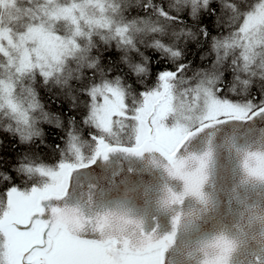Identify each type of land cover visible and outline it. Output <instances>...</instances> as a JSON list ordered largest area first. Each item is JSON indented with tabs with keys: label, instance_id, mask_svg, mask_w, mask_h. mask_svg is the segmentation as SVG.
<instances>
[{
	"label": "snow or ice",
	"instance_id": "1",
	"mask_svg": "<svg viewBox=\"0 0 264 264\" xmlns=\"http://www.w3.org/2000/svg\"><path fill=\"white\" fill-rule=\"evenodd\" d=\"M38 88L59 107L42 103ZM262 123L264 0H0V131L28 145L11 171L0 157V264H244L238 238L224 231L179 247L175 237L212 203L204 190L211 140L202 151L189 142L222 125L239 169L238 235L246 222L264 224V195L250 194L264 187ZM46 132L61 141L46 146L53 163L36 147ZM133 158L163 171L165 234L145 228L127 195L101 186L115 179L117 162L133 171ZM23 198L30 203L21 210ZM186 198L198 207L185 211ZM64 245L114 251L110 260L68 259Z\"/></svg>",
	"mask_w": 264,
	"mask_h": 264
},
{
	"label": "water",
	"instance_id": "2",
	"mask_svg": "<svg viewBox=\"0 0 264 264\" xmlns=\"http://www.w3.org/2000/svg\"><path fill=\"white\" fill-rule=\"evenodd\" d=\"M226 127L222 125L215 130L200 133L189 142V150L202 151L209 139L211 140L214 155L210 166V179L204 190L212 196V203L188 230L183 227L178 230L175 246L179 247L185 241H194L201 236L224 231L230 237L238 238L237 252L243 253L244 264H256L257 256L261 258V264H264V224L259 219L246 222L247 231L238 235L237 224L244 210L232 198V189L238 180L239 169L235 153L226 144L228 135ZM258 127H264V123ZM127 163L129 162L119 165L117 162L118 167L112 170L117 173L115 179H112L109 174L104 178L108 181L107 185L105 186L102 179L101 186L106 187V191L113 198L127 195L133 214L142 219L146 229L159 225L161 234L171 231V214L160 210L157 204L159 195L157 189L163 183L164 176L162 169L150 166L148 162L140 158H133L131 161L133 171L126 172L124 168ZM103 166L104 162L99 161L97 165H93V168L99 169ZM108 168H111V165ZM170 184L176 191L181 190L182 185L179 181H171ZM84 191L87 192V185ZM250 194L259 201L264 195V187L254 185L251 187ZM196 207L198 205L191 198H186L183 205L185 211ZM84 210L88 211L87 208ZM65 222L73 223L71 218H66ZM172 251L170 249L166 253V260L170 258ZM192 260L193 264H197L196 257H192Z\"/></svg>",
	"mask_w": 264,
	"mask_h": 264
},
{
	"label": "trees",
	"instance_id": "3",
	"mask_svg": "<svg viewBox=\"0 0 264 264\" xmlns=\"http://www.w3.org/2000/svg\"><path fill=\"white\" fill-rule=\"evenodd\" d=\"M213 27L215 28V23L213 24ZM217 32L220 31L219 29L216 30ZM215 34V33H214ZM109 51H116L114 47H111L108 49ZM196 49L193 50L195 53ZM189 60H192L195 62L196 66L205 65L207 66L208 61L207 60H201L198 55H191L188 57ZM111 60V58H109ZM157 64H159V61H157ZM165 67H168V65H165ZM38 94L41 95V101L45 104H52L56 103L59 107V103L57 99L55 98L53 92H49L47 89L43 93H40V89H37ZM0 141H2V145H0V157H2L4 160L8 162V170L11 171V165L17 160L18 156L20 154L26 153L28 151V145L21 144L16 137L12 136L8 132L0 131ZM61 142L60 137L56 133H51L50 137L48 136L46 132L45 136V144H39L37 142V151H39L40 148H46L47 145H51L52 142ZM46 155L45 162L46 163H53L55 162V155H53L50 151V149L46 148V153H41V157L44 158ZM3 161H0L2 163ZM22 180V177L17 176L14 180L15 183L20 184ZM3 188L0 186V191H2ZM29 200L27 198H23L21 200V210L28 205ZM108 250L106 253L107 256H103L101 259H112V256H110L111 253H113V249H106ZM110 256V257H108Z\"/></svg>",
	"mask_w": 264,
	"mask_h": 264
},
{
	"label": "rangeland",
	"instance_id": "4",
	"mask_svg": "<svg viewBox=\"0 0 264 264\" xmlns=\"http://www.w3.org/2000/svg\"><path fill=\"white\" fill-rule=\"evenodd\" d=\"M60 254L64 257H67L68 259H80V258H91V259H97L98 250L92 249H81L72 247L69 245H65L64 247H61Z\"/></svg>",
	"mask_w": 264,
	"mask_h": 264
},
{
	"label": "clouds",
	"instance_id": "5",
	"mask_svg": "<svg viewBox=\"0 0 264 264\" xmlns=\"http://www.w3.org/2000/svg\"><path fill=\"white\" fill-rule=\"evenodd\" d=\"M221 232H223V231H221Z\"/></svg>",
	"mask_w": 264,
	"mask_h": 264
},
{
	"label": "flooded vegetation",
	"instance_id": "6",
	"mask_svg": "<svg viewBox=\"0 0 264 264\" xmlns=\"http://www.w3.org/2000/svg\"><path fill=\"white\" fill-rule=\"evenodd\" d=\"M23 210V209H22Z\"/></svg>",
	"mask_w": 264,
	"mask_h": 264
}]
</instances>
